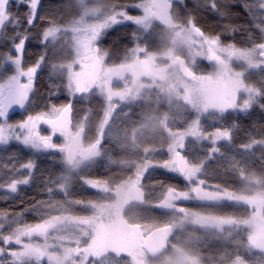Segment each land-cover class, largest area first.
Segmentation results:
<instances>
[{"label":"snow or ice","instance_id":"obj_1","mask_svg":"<svg viewBox=\"0 0 264 264\" xmlns=\"http://www.w3.org/2000/svg\"><path fill=\"white\" fill-rule=\"evenodd\" d=\"M75 7L64 28L63 0H0V264H144L154 241L170 264H264V0ZM133 201V240H107Z\"/></svg>","mask_w":264,"mask_h":264},{"label":"trees","instance_id":"obj_2","mask_svg":"<svg viewBox=\"0 0 264 264\" xmlns=\"http://www.w3.org/2000/svg\"><path fill=\"white\" fill-rule=\"evenodd\" d=\"M119 0H89V3L93 7H99L103 8L105 11H107L111 5L118 3ZM63 3L67 5L68 7V14L64 18V23L61 25V27H66L69 24H71L79 15L78 10L76 9V0H63ZM173 18L175 19V13L173 14ZM177 23L179 22L178 20L176 21ZM165 26L162 23H154V32L157 33H163L165 32ZM69 40L67 36H62V39L60 42H58L56 45H54L51 49V62L54 64H60V63H66L72 58V53L69 51V46L67 43L64 41ZM153 44H157L162 50L169 47L165 41L158 40L156 38H153L151 41ZM166 60H162V63H165ZM48 69L45 68V73H47ZM251 80L254 82L256 80L255 76L251 77ZM156 108V103L155 100H153V103L148 106V111H152ZM139 111V108L136 109ZM159 114L161 117H163L166 114H169L172 118L168 120V127H177V126H183L185 121H182L177 117L176 112H169V108L167 104H161L159 106ZM186 115V113H185ZM215 114L214 113H209L208 116H205L203 118V124L205 125H211L212 120L211 117H213ZM254 115V114H253ZM188 119H191V117H188ZM231 119V117H229ZM238 119L240 120L241 124L244 126L242 128H237L235 132L233 133V136L237 142L242 141L245 139V133L249 131L248 124H249V119L245 118L243 115L239 116ZM261 119H264L262 117ZM131 127L129 129L131 133ZM252 132H257V129H251ZM167 128H165L163 125H157L155 128L153 127H143L140 128L136 132L137 140L140 143H147L152 140H158V139H163L167 135ZM191 142V141H189ZM231 149H229L230 151ZM240 155H243V153H239ZM97 171H100V169H97ZM31 193V189L29 190ZM81 195H95L94 193H90L87 190L84 192L80 193ZM4 206L3 204H0V207ZM150 209L145 208L143 205L137 203V202H132L129 205H127L124 210H123V219L124 221L131 225L132 223H135L138 221L143 215L148 213ZM158 215L160 213H157ZM193 231H199V229H192ZM169 251V250H168ZM167 253V252H166ZM165 253V254H166ZM164 256H160L157 259H151L154 262L161 259Z\"/></svg>","mask_w":264,"mask_h":264},{"label":"rangeland","instance_id":"obj_3","mask_svg":"<svg viewBox=\"0 0 264 264\" xmlns=\"http://www.w3.org/2000/svg\"><path fill=\"white\" fill-rule=\"evenodd\" d=\"M73 22L69 24L68 26H66L65 28H70L73 25ZM90 22H91V18H90ZM68 38L70 39L71 37L68 36ZM71 62L72 60L69 61L68 63H71ZM167 63L168 61L166 60V62L163 64H167ZM129 204L130 203H126L125 205L121 206V211L117 213V216L115 218V221L113 222L111 229L106 234L107 240L113 241V242H124V241L131 242L133 240L134 234L130 228V225L127 224L123 219V210ZM138 251L140 255L145 256L144 264H170V261L175 255V247H170L169 251L166 254H164V256L161 259L154 262L153 260H150L147 253H145L143 250L138 249Z\"/></svg>","mask_w":264,"mask_h":264},{"label":"water","instance_id":"obj_4","mask_svg":"<svg viewBox=\"0 0 264 264\" xmlns=\"http://www.w3.org/2000/svg\"><path fill=\"white\" fill-rule=\"evenodd\" d=\"M162 248H163V242L162 241H154L153 244L148 247L147 255L151 259H157V258H159L160 256H162L163 254L166 253V252H163L161 254L160 250Z\"/></svg>","mask_w":264,"mask_h":264},{"label":"flooded vegetation","instance_id":"obj_5","mask_svg":"<svg viewBox=\"0 0 264 264\" xmlns=\"http://www.w3.org/2000/svg\"><path fill=\"white\" fill-rule=\"evenodd\" d=\"M64 28H65V27H64ZM67 38H68V36H67ZM68 39H69V38H68ZM71 60H72V58H71L69 61H71ZM69 61H68V62H69ZM68 62H66V63H68Z\"/></svg>","mask_w":264,"mask_h":264}]
</instances>
